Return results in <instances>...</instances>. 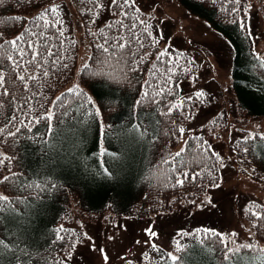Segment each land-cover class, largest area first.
<instances>
[{
  "label": "trees",
  "instance_id": "trees-1",
  "mask_svg": "<svg viewBox=\"0 0 264 264\" xmlns=\"http://www.w3.org/2000/svg\"><path fill=\"white\" fill-rule=\"evenodd\" d=\"M177 1L188 13L203 19L211 29L229 41L235 53L233 79L243 70L241 57H244L251 86L232 82L236 108L243 115H264V91L261 90L264 89V66L261 65L264 58L257 55L249 29L240 28L233 22L240 21L242 17L247 22L248 0H241L246 10H242L240 15L228 11L231 7L228 0H216L215 3L213 0ZM52 4H58L57 0H37V7H32L28 0H6L0 6V34L6 39L22 35L25 29L31 27V21ZM79 4L84 33L91 41L88 58L78 72L79 85L65 86L74 71L77 41L62 8L59 18L63 21V37L57 42L55 33L49 31L46 35L52 42L53 51L62 43L63 63L67 64V68L58 65L53 71L49 66V75L42 77L38 68L25 65L22 71L17 70L25 76L22 83L16 74H10L6 59L0 67L8 93L3 95L4 88H0V129H3L0 132V147L4 156L11 157L10 161L0 164V180L13 173L19 177L14 185L7 182L0 184L4 192L0 196H7L12 202L5 206L6 218L0 222V238L9 245V251L0 253L3 257L0 264H22L24 256L21 253H16L20 260L12 255L14 244L32 253L29 264H36L37 261L39 264H55L53 257L61 259L76 232L74 228L60 224L69 213L71 197L88 213L110 209L117 214L144 215L150 210L168 208L179 198L199 194L214 184V178L215 183L218 180V162L212 157V152L206 153L212 157L207 163H191L196 153H190L189 149L193 145L198 148L202 141L206 142L205 148L210 145L218 154L202 127L187 133L183 147L174 149L181 137L176 129L183 124L182 113L191 111L193 115L199 107L195 104L200 103L195 92L190 96H178L180 83L190 76L192 79L196 77L198 63L172 45L158 50L162 40L147 14L135 1L134 8L127 10L129 15L138 16L151 25L147 31L153 37L159 36L158 43L143 35L141 26L133 24L124 12L116 13L112 8L101 11L98 16H90L86 14L88 7L81 0ZM15 17L24 23L14 21L12 18ZM45 19L51 21L52 18ZM118 21L123 22L122 26L117 25ZM129 24H133L135 37L128 30ZM109 25L117 26L109 28ZM56 27L61 28V25ZM113 37H123V43L130 44V50L128 47L122 49L124 60L120 62L121 50L110 49L113 55L107 63H102L97 45L105 44L106 40L111 44L117 43ZM36 45L38 47V40ZM161 52L167 54L158 60ZM187 68L193 71L189 73ZM92 72H102L103 75L92 76ZM32 76L36 80L29 78ZM169 79L170 82H166ZM252 88L261 90V94L254 96ZM73 89L90 97L91 102L84 95L69 91ZM169 91L172 95H168ZM145 93L148 95L145 96ZM57 97H66L59 108L55 107L59 103ZM188 97L192 99L188 100ZM26 99L27 103L21 110ZM169 105H182V108L179 113L173 110L166 116L164 113ZM65 109L67 114H64ZM41 115H50L51 118L43 120ZM12 117L23 123L13 121ZM9 132L16 135L9 136ZM252 134H258L256 139L246 140L244 138L250 134H237L232 148L238 163L243 168L249 166L251 176L264 182V139H260L264 133ZM195 137L199 140H194ZM244 148L249 151L245 152ZM82 152H86L85 159H70L72 154ZM178 152L189 161L188 167L179 163L180 158L175 157ZM91 169L94 171L92 175ZM181 173H187V179ZM178 180L184 181L182 186L177 184ZM21 181L39 184L44 191L35 187L26 188ZM252 204L256 205L257 215L264 216V206L257 202ZM250 213L247 211V216L254 219ZM255 223L258 221L255 220ZM254 228L258 239L264 242V236ZM57 235L64 236V241L50 243ZM196 236L195 242L207 249V263L197 256L195 264H227L219 238L202 233ZM254 245L264 249L259 243ZM190 246L191 243H186L178 251L176 257L180 264H194L189 255ZM159 258V264H173L165 252Z\"/></svg>",
  "mask_w": 264,
  "mask_h": 264
},
{
  "label": "rangeland",
  "instance_id": "rangeland-1",
  "mask_svg": "<svg viewBox=\"0 0 264 264\" xmlns=\"http://www.w3.org/2000/svg\"><path fill=\"white\" fill-rule=\"evenodd\" d=\"M134 1L151 17L158 35L162 33L158 50L172 45L188 54L199 65L196 73L198 79L193 83L190 76L182 81L178 96H190L202 90L205 99L203 103H195L199 107L194 111L193 118L182 120L185 132L181 134L174 149L183 147L187 133L202 127L225 166L220 167L218 163L219 176L216 183L219 187L214 183L199 194L179 198L168 208L150 210L144 215L117 214L110 209L101 213H88L77 206L71 197L69 213L60 222L61 226L76 230L69 243L71 246L67 249L72 252V258L67 264H106L101 249L109 257L107 264H159L162 252L170 257L176 256L186 243H191L189 255L193 263L197 256L200 261L207 263L206 247L195 242L198 233H219V238L229 241V246L233 248L241 242L264 246L253 226L255 219L246 214L247 211L256 213L253 202L264 206V182L251 176L249 166L243 168L238 163L232 148L237 134L264 133V115L247 116L236 108L232 82L236 81L240 86H251L246 60L241 57L243 70L233 79L234 50L229 41L211 29L203 19L188 13L177 0ZM57 3L61 5L77 41L74 71L65 84L66 87H72L79 85L78 72L88 58L91 41L84 33L79 0H57ZM247 5V24L252 44L257 55L264 58V0H248ZM252 89L254 96L261 94V90ZM100 147H103L101 141ZM3 156L0 147V159ZM86 157V152H82L72 154L70 159ZM93 173L91 169V175ZM0 195H4L1 185ZM202 201L208 203L201 208L199 205ZM148 229L156 232L157 236L150 237L146 231ZM205 229L209 231L205 233ZM183 233L193 235L185 236ZM232 233L238 235L232 236ZM145 241L154 243L157 248L153 249Z\"/></svg>",
  "mask_w": 264,
  "mask_h": 264
},
{
  "label": "snow or ice",
  "instance_id": "snow-or-ice-1",
  "mask_svg": "<svg viewBox=\"0 0 264 264\" xmlns=\"http://www.w3.org/2000/svg\"><path fill=\"white\" fill-rule=\"evenodd\" d=\"M83 4H85L88 7L87 15L90 16H98L101 11L112 9L114 8L116 10V13L124 12L125 16H127L130 20L133 21V24H139L141 26V31L143 35L151 37L155 42L158 43V37H153L151 32H148L147 29L151 27V25L147 24L145 20L139 19L138 16H130L128 13L129 8H134V0H107V3L105 0H81ZM215 3L216 0H213ZM231 7L228 9V11L235 13L236 15H240L242 10H246V5H241V0H228ZM6 3V0H0V6L4 5ZM28 3L32 5V7H37V0H28ZM61 11V5L58 4H52L48 7H45L44 10L31 21V27L28 29H25L24 33L20 36H17L14 39H6L3 34H0V67L3 66V62L6 59L8 63V67L10 70V74H16L17 79L20 82H25V76L19 74L17 70H23V67L25 65L30 66L32 68H38L40 70V74L42 77H47L49 75V66L52 68L53 71L57 69V66L61 68H67V64L63 63L64 52L62 51V43L58 47H56L55 51H53V45L48 35H46L47 32L51 31L55 33V39L57 42H60L61 38L63 37L64 33L62 30L63 21L59 18V13ZM46 17H51V21L46 20ZM14 21H17L19 23H24L22 20H20L19 17L12 18ZM151 19V17H149ZM237 24L238 27L247 29L248 24L246 22V19L244 17L241 18L240 21H233ZM123 22L118 21L117 25L122 26ZM133 24L128 25V30L133 33V36L135 37V31L133 28ZM56 25H61V28H57ZM117 25H109V28L115 27ZM103 33V30H101ZM162 37V33L160 34ZM123 37L117 38L113 37V40H117V43L111 44L107 40L105 41V44H98L97 49L101 53L102 57V63H107L109 61L110 56L113 55V53H110V49H118L121 50V56H120V62H123L124 56L122 49L125 47H128L130 50V44L126 45L123 43ZM131 39V38H130ZM139 39L138 37L136 38ZM39 41V45L37 47L36 41ZM73 43H75L73 41ZM142 46V45H141ZM166 52H161L158 54L157 59H161L163 56H165ZM101 57H97V59H101ZM188 63H192V61H189ZM261 65L264 66V61H261ZM87 69V65L85 66ZM133 71H135V67L132 68ZM187 72L191 73L193 71L192 68H187ZM92 76H102V72H92ZM32 80H36L35 76L29 77ZM198 79L197 77H193V83L195 80ZM4 81H5V75L3 71H0V88H4L3 95H8L6 88L4 87ZM166 82H170V79ZM26 86V85H25ZM264 91V89H261ZM71 92H75L77 95H84L85 99L91 102V98L87 97L83 92H80L78 89L69 90ZM34 96L35 93H32ZM148 94L145 93V96ZM168 95H172L171 91H169ZM195 97L203 103L205 99V93L202 90H197L195 92ZM66 98V97H65ZM62 97H57V103L55 107L59 108L63 105L64 99ZM192 97H188V100H191ZM27 99L25 100V104L21 105V110H23V107L26 105ZM43 106V105H41ZM182 108V105H169V109L167 112L164 113V115H170L173 110H176L178 113L180 112ZM67 114V109H65V113ZM184 116V119H190L193 118L192 112L187 111L182 113ZM50 115L45 116L41 115V119L48 120L50 119ZM13 121L23 123L22 121H17L16 117L11 118ZM35 122V121H34ZM173 123L175 124L176 121L174 120ZM20 129L17 128V132H19ZM176 131L179 134H183L185 132V128L182 126H177ZM0 132H3V129H0ZM9 136H15L16 133L9 132ZM143 135V133H142ZM258 134H250L246 138V140H254L256 139V136ZM260 139H264V135H260ZM194 140H199V137H195ZM206 142H200V146L197 148L195 145L191 146L189 151L195 152L196 154L192 156L191 163L201 164V163H207L209 159L212 157H215L216 161L219 163L220 167H224L221 158L218 154L214 153L211 149V146L208 145L207 148H205ZM245 152H248V148H244ZM212 152V157H209L206 155V153ZM175 157L180 158L179 163L183 167L189 166V161L185 160L183 158L182 153L178 152L175 154ZM175 159V158H174ZM5 160L10 161L11 157L4 156L2 159H0V164L4 163ZM185 179H187L188 174L187 173H181ZM209 174H211V171L209 170ZM195 178V176H194ZM15 179H19L17 174L13 173L12 176H4L2 180H0V184L7 182L9 185H14ZM183 180H178L177 184L182 186ZM22 184L26 188H37L40 191H44V188L39 185H33V184H25L23 181H21ZM213 183H215V178L213 179ZM216 187H219L218 183H215ZM50 187H55V185H50ZM12 203L9 200V197L7 196H0V222H2L3 219L6 217L4 216V212L6 210V205ZM16 204H19V201L15 202ZM195 203V201H193ZM205 203H208L206 201H202L199 207H203ZM9 211H12V209H7ZM264 210V208H262ZM250 215L258 221V223H254V227L257 228V231L264 236V216H259L256 213H250ZM147 234L150 237H156L157 233L152 231L151 229L146 230ZM205 233H207L209 230L205 229ZM183 235H193L191 233H183ZM232 236H237V233H232ZM212 236H215L219 238L221 234L219 233H212ZM65 237L57 235L56 239L53 241H50V243H55L57 241H64ZM91 239V238H88ZM203 242V241H201ZM219 244L222 246L223 249V259L227 262V264H264V249L256 248V246L251 242H241L236 247H230L229 241L219 238L218 240ZM139 243V242H137ZM145 243H149L150 247L153 249H156L157 246L154 243H151L150 241H145ZM232 244H235V241L231 242ZM182 250V249H180ZM247 250V251H245ZM5 251H9V245L5 243L4 239L0 238V253H3ZM101 255L104 261L107 264V261L109 260L108 255L101 249ZM12 255L17 259L20 260L21 257L16 256V253L19 252L24 256V259L22 261V264H29L31 260L32 253L27 250V248L19 247V244H14L13 248L11 249ZM243 253V254H242ZM2 255H0V259H2ZM72 258V252L67 251L61 259H56V257H53L52 259L55 261V264H67V261H70ZM182 259V258H181ZM171 261L173 264H180V261L175 255H171ZM36 264H39L37 261Z\"/></svg>",
  "mask_w": 264,
  "mask_h": 264
}]
</instances>
